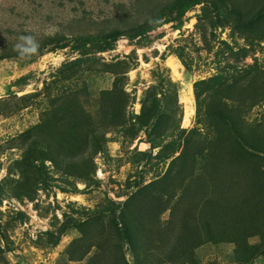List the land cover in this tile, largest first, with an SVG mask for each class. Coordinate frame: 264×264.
<instances>
[{
    "label": "rangeland",
    "instance_id": "rangeland-1",
    "mask_svg": "<svg viewBox=\"0 0 264 264\" xmlns=\"http://www.w3.org/2000/svg\"><path fill=\"white\" fill-rule=\"evenodd\" d=\"M175 1L0 0V264H264L246 154L264 158V0H225L240 17L203 0L132 35ZM111 31L123 33L112 49L77 51ZM29 34L40 47L23 58L15 45ZM216 74L196 110L194 82ZM216 127L244 147L230 186L197 166L183 192L145 188L179 153L160 147ZM216 207L234 232L210 237L233 240H206ZM120 210L132 240L118 234Z\"/></svg>",
    "mask_w": 264,
    "mask_h": 264
},
{
    "label": "trees",
    "instance_id": "trees-1",
    "mask_svg": "<svg viewBox=\"0 0 264 264\" xmlns=\"http://www.w3.org/2000/svg\"><path fill=\"white\" fill-rule=\"evenodd\" d=\"M203 0H176L175 4L171 6L169 12L164 15L162 18L157 19L156 21H151L147 25H141L137 29H135L132 35H141L149 30L153 29L155 26H159L163 22H169L171 20H178V23L185 13L191 6L200 3ZM214 9L219 12L220 9H225L226 12L233 14L236 17H240L241 11L236 7L237 5H233L229 7L225 0H212L210 1ZM221 3L223 5L220 6ZM256 20V19H255ZM123 33H119V31H111L103 36L102 39L97 41H86L84 40L81 45L77 48V51L83 54H86L90 49H98V51H104L108 49H112L114 46L115 41L118 39V36ZM131 35V34H129ZM88 43V44H87ZM218 78L217 74L208 78L198 79L194 82V95L196 98V110L199 111V107L201 106L200 96L203 91L207 90L208 88H212V83L216 81ZM150 109V110H149ZM154 111L152 112L151 108H147L142 105L141 112L139 117L143 119V121L149 120L153 118ZM160 121L158 122V124ZM208 127L211 125H207ZM232 128V126H231ZM185 130L181 128V134ZM189 131V130H186ZM197 132V136H186V138L182 140L180 137L177 139L173 146H167L168 144L164 145L162 148L158 149V153L162 155L163 158H169L170 156L174 155L177 152L178 155H174L171 159L168 169L166 172L161 175L158 179H155L151 184H147L145 188L153 186L157 183L158 186H163L164 190H171V189H179L185 190V188L181 187L184 185L185 180L189 176L187 173H193L194 170L197 168L200 169L201 173L204 171L211 172L215 171L219 173L218 177L220 178V188H227L230 186L232 179L237 175L239 171V166L237 164L236 154L238 157L241 158L239 154L244 148L240 143L238 136H235V139L238 138L237 142H226L222 141L220 137V130L216 127L214 130L215 136L206 135L200 136L199 130H195ZM209 137V138H208ZM234 139V138H233ZM252 150H257L255 145H248ZM262 152V151H261ZM247 155L252 156V162H254L253 170L254 176L252 180V235H264V163H261L260 160L264 158H260L253 154L251 151H246ZM226 156V157H225ZM243 158V156H242ZM250 158L244 156V163L248 165V160ZM219 160V161H218ZM240 163V161H239ZM245 165V166H246ZM249 166V165H248ZM201 173L199 175H201ZM261 175V176H260ZM144 188V189H145ZM162 190V191H164ZM211 206L215 205L213 200L209 201ZM212 208L210 209V213H214V215L208 214L210 217V221L206 222L208 224V229L205 231L206 240H233L232 236H225L221 237L222 239H218L214 236V234L219 235L221 233L222 227L226 228V232H234V227L228 224V220L221 218L220 214L225 213L224 210H217ZM129 212L127 213L125 210H120L119 215H115L113 213V217L115 219V224L121 221L122 227H119V235L127 236L128 239L132 240L133 235L131 229H129L127 220L125 221L126 217L128 216ZM221 218V220H215V218ZM193 229L198 232V226L195 224ZM151 231V230H148ZM143 231V232H148ZM231 234V233H230ZM249 233H245L244 235L247 236ZM239 242L238 240H234ZM264 255V243L261 245H254L252 247V256L257 255Z\"/></svg>",
    "mask_w": 264,
    "mask_h": 264
},
{
    "label": "clouds",
    "instance_id": "clouds-1",
    "mask_svg": "<svg viewBox=\"0 0 264 264\" xmlns=\"http://www.w3.org/2000/svg\"><path fill=\"white\" fill-rule=\"evenodd\" d=\"M39 41L33 35H20L15 48L19 56L23 58H31L39 51Z\"/></svg>",
    "mask_w": 264,
    "mask_h": 264
},
{
    "label": "bare ground",
    "instance_id": "bare-ground-1",
    "mask_svg": "<svg viewBox=\"0 0 264 264\" xmlns=\"http://www.w3.org/2000/svg\"><path fill=\"white\" fill-rule=\"evenodd\" d=\"M175 62V61H174ZM173 61H171L170 60V64H171V66L175 69V67H176V64L174 63ZM168 63V64H169ZM169 64V65H170ZM176 72V71H175ZM184 93V92H183ZM188 94H189V92H187ZM182 96V95H181ZM192 96V95H191ZM186 99V98H185ZM192 101V100H191ZM191 104V103H190ZM193 111V109H192V107L187 103L186 105H185V108H184V121L185 122H187V121H189L188 119H189V116H190V113Z\"/></svg>",
    "mask_w": 264,
    "mask_h": 264
}]
</instances>
